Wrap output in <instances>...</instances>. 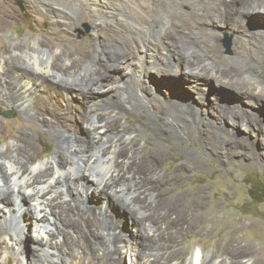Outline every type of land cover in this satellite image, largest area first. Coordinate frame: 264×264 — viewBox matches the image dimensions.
I'll use <instances>...</instances> for the list:
<instances>
[{"label":"bare ground","instance_id":"bare-ground-1","mask_svg":"<svg viewBox=\"0 0 264 264\" xmlns=\"http://www.w3.org/2000/svg\"><path fill=\"white\" fill-rule=\"evenodd\" d=\"M38 3L45 15L54 17L53 23L59 28L77 26L80 11L111 16L105 15L95 23V47L86 52L75 54L57 47L46 48L44 40L29 35L16 47H9V51L0 46V103L16 107L22 116L45 127L60 148L50 160L37 162L43 149H37L31 137L22 132L16 134L12 149L9 146L0 149L3 245L0 264L10 254L15 255L16 264H66L67 259L70 263L79 257H92L96 264H119L116 256L121 252L111 251L112 247L119 245L123 251L143 242L127 237L115 239L123 227L120 229L119 220L108 209L111 205L129 213L140 237L147 241L138 253V264H171L176 254L170 249L178 239L170 233L167 219L157 211L160 193L153 194L154 186L161 182L154 176L167 155L149 151L153 161L144 165L138 154L143 157L148 153L139 150V139L126 137L135 133L134 128L127 132L122 124L128 110L139 109L140 100L147 112L165 110L168 117L160 125L164 133L170 131L169 127L189 131L201 128L210 143L209 131H221L226 122L232 128L238 125L247 128L252 122L259 128L253 113L236 110V105L245 101L251 108L264 106V80L254 71L258 65L264 67V0H38ZM0 13L16 19L20 16L13 0H0ZM224 32L234 35L229 54L223 52L220 44ZM8 53H14L16 61L9 62L5 57ZM13 61L16 67L11 66ZM119 61L125 65L126 77L114 78L112 94L102 89L105 81H111L108 74L98 71L85 78L89 67L114 68ZM172 69L200 95L201 86L209 85L212 89L215 80L222 90L235 91L238 98L223 106L215 101L220 97L215 93L213 103L217 107L212 105L216 110L211 120L215 125L211 127L212 123L207 122L203 126L200 114L189 107L188 100L175 95L168 76ZM65 79L75 83H67ZM87 81V104L82 107L78 98H83ZM148 116L152 115L147 113L146 119ZM170 148L177 151L173 146ZM184 170L183 166L174 168L168 181L173 184L184 181L187 177ZM121 179L123 183H119ZM62 184L70 186L72 197L68 203L63 201L62 194L54 193L55 187ZM92 186L100 190L99 195H106L104 189L115 187L114 194L128 195L131 204L125 206L112 198L107 202L109 207L104 202L94 206L84 199ZM200 192L201 199L190 204L205 203L206 193ZM132 209H144L151 215L138 218ZM214 213L204 212L202 229L214 220ZM7 217H12L21 228L32 223L36 236L31 241L37 250L31 251L29 258L22 234L5 233L3 221ZM72 217L80 219V223ZM45 223L53 229L46 231ZM221 223L227 225L226 220L221 219ZM71 227L75 228V234L68 230ZM253 251L257 264H264V251ZM187 264L227 262H207L197 250Z\"/></svg>","mask_w":264,"mask_h":264},{"label":"rangeland","instance_id":"rangeland-1","mask_svg":"<svg viewBox=\"0 0 264 264\" xmlns=\"http://www.w3.org/2000/svg\"><path fill=\"white\" fill-rule=\"evenodd\" d=\"M13 2L20 14L17 19L16 16L6 17L0 13V46L5 51H9V47H16V44H21V40L29 35L44 40L46 48L57 47L75 54L81 51L86 52L95 47L93 41L95 23L99 22V18H105V15L106 17L111 16L108 13L93 12L88 14L80 11L77 26L59 28L53 23L54 17L52 15L47 13L45 15L40 10L38 0H13ZM220 44L225 54L231 53L232 46H234V35L224 32ZM5 57L9 62L16 61L14 53L5 54ZM220 62L225 63L224 60ZM10 64L12 67H16V62ZM114 64L118 67H105L99 70L95 66L89 67L85 78L98 71L100 74H108V76H111V81H105L102 89L112 94V88L115 85L113 83L114 78L124 79L126 77L125 65L120 61ZM76 67H79V64H76ZM171 71L168 76L176 93L175 95L188 100L189 107L200 114V123L203 126H206L207 122L212 123L211 127L215 125L214 121L211 120L215 118L214 109L216 110L217 105L213 102L217 101L218 104H225L223 106H226L228 102L232 103L238 98L235 91L230 88L222 90L217 86L215 80L211 81L212 86L210 87L212 89L208 87L209 85H202L200 91L203 94L200 95L197 91L190 89L188 82L180 76V73L176 72L175 69ZM254 71L264 80V67L262 65H258ZM65 81L75 83L73 80L65 79ZM88 87L89 82L87 81L83 90V98H78V102L82 107L87 104L85 94L88 93ZM215 93L220 97L214 101V95L217 96ZM187 96L189 97L187 98ZM192 97L194 98L193 101ZM242 102L236 105V110L253 113L259 128L253 122L247 128L243 125L232 128L226 122L221 131H209L210 143L206 142L207 138L203 135L201 128L189 131L169 127L167 129H170V131L167 130L164 133L160 125L167 120L168 115L165 110L160 109L155 114L149 110L147 112L145 103L140 100L137 102L139 109L135 111L128 110L125 123L122 120V125L127 132H130L131 128L135 130V133L126 137L139 139V150L144 149L148 153V156L143 157L138 154L144 165H149L153 161L149 151L161 152L167 155L161 161L157 174L154 176L155 179H159L161 182L154 186L153 194L160 193L159 200L161 203L157 211L160 216L167 219L171 226L170 233L178 239L176 246L170 249L176 254L171 264H187L197 250L202 252L203 259L207 262L224 260L227 264H257L258 261L253 250L261 249L264 251V106L253 105L254 107L251 108V105L245 103V101ZM212 105L215 107L213 108ZM147 113L152 116H148L146 119ZM169 121L173 125L174 122ZM215 122L216 124L219 123L218 121ZM22 132H26L31 137L37 149H43L37 158V162L43 163L50 160L54 153L60 150L49 130L22 116L16 107H7L6 104L0 103V149L5 150L8 146L9 149H12L16 134ZM258 140L260 148L256 145ZM171 146L176 148L177 151L171 150ZM179 166L185 168L183 172L186 173L187 177L184 181L175 184L170 183L168 181L169 177L172 176L174 168ZM75 171H77L76 168ZM89 173H92V170H89ZM124 179H121L119 183H123ZM57 186L54 193L62 194L64 196L63 201L68 203V199L72 197L69 190L70 186H67V184ZM104 190L107 191L106 195H99L100 190L92 186L88 189L84 199L97 207L103 202L104 205L108 206L107 202H111L110 199L112 198L113 201L123 203L125 206L131 204L128 201V195H123L120 192L114 194L115 187ZM185 190H187L186 194ZM200 190L206 193L205 203L196 206L190 204V201L194 203L196 200L201 199L203 193ZM2 191H5V188ZM95 200L96 203H94ZM114 207L111 205L108 209L116 215V219L121 224L120 229L123 227L121 235L115 239L122 240L123 237H127L134 242L142 241L143 243L136 247L135 245L134 247H128L123 251H121L119 245L112 247L110 250L121 252L116 256L119 264H138V253L141 252L147 241L140 237L139 228L133 225V219L129 213H123L121 210H117V207L115 210ZM211 210L215 211L214 220L208 222L205 228L202 229L201 226H204L202 223L204 220L203 214ZM132 212L138 218L151 215L144 209H132ZM72 218L80 223V219L77 217ZM221 219L227 221L226 226L222 225ZM3 225L6 234H22L23 239L28 244L26 245L27 258L30 257L31 251L36 252L37 248L31 241L36 236L32 223H27L24 228H21L17 226V222H14L12 217H7L3 221ZM44 226L46 231L53 229L47 223ZM237 227L238 229H236ZM80 228L82 229L81 225ZM68 230L71 234H75V228L71 227ZM61 240L62 238H59V241ZM0 247L3 248L2 243H0ZM4 264H16L15 255L10 254ZM66 264H96V262L92 257L87 259L79 257L70 263L67 259Z\"/></svg>","mask_w":264,"mask_h":264}]
</instances>
